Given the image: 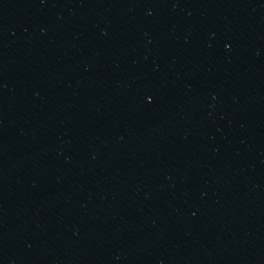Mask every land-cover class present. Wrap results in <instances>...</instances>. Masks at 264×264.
I'll return each instance as SVG.
<instances>
[{
  "label": "water",
  "instance_id": "obj_1",
  "mask_svg": "<svg viewBox=\"0 0 264 264\" xmlns=\"http://www.w3.org/2000/svg\"><path fill=\"white\" fill-rule=\"evenodd\" d=\"M0 264H264V0H0Z\"/></svg>",
  "mask_w": 264,
  "mask_h": 264
}]
</instances>
